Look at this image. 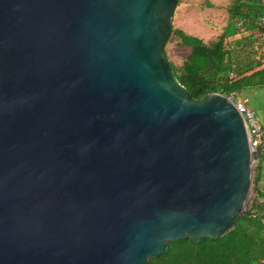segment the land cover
Masks as SVG:
<instances>
[{"label":"water","instance_id":"95a60500","mask_svg":"<svg viewBox=\"0 0 264 264\" xmlns=\"http://www.w3.org/2000/svg\"><path fill=\"white\" fill-rule=\"evenodd\" d=\"M178 0H0V264H148L247 212L261 146L166 52Z\"/></svg>","mask_w":264,"mask_h":264},{"label":"trees","instance_id":"16d2710c","mask_svg":"<svg viewBox=\"0 0 264 264\" xmlns=\"http://www.w3.org/2000/svg\"><path fill=\"white\" fill-rule=\"evenodd\" d=\"M227 10V24L215 40L206 42L179 28H173L167 40L173 34L179 45L191 48L183 64L173 67L193 99L209 93L229 95L264 87V62L258 58L256 49L262 32L259 24V17L264 14L262 0H232ZM248 32L250 36L245 35ZM253 43L256 45L249 49L247 44ZM253 190L250 208L236 217L224 236L170 241L165 253L150 258L148 264H264V202L255 183Z\"/></svg>","mask_w":264,"mask_h":264},{"label":"rangeland","instance_id":"374dc122","mask_svg":"<svg viewBox=\"0 0 264 264\" xmlns=\"http://www.w3.org/2000/svg\"><path fill=\"white\" fill-rule=\"evenodd\" d=\"M231 1L232 0H223L222 2H212L208 0H178L172 19L173 28H180L190 35L204 37L206 40L215 38L216 35L220 33L221 29H223V26L227 24V9L231 4ZM245 35L250 36V32L246 33ZM255 35L256 34L253 36ZM178 41L179 39L177 36L172 34L170 41L166 43V52L170 61H172V64L180 67L183 64L184 57H187L191 48L184 45L179 46ZM247 45L249 46V49H251V46H255L254 43ZM176 54H178L179 58L176 56ZM246 90H242L238 93V95H243ZM253 195L254 190L252 185L250 198L247 203V209L250 208Z\"/></svg>","mask_w":264,"mask_h":264},{"label":"built area","instance_id":"2783aa9c","mask_svg":"<svg viewBox=\"0 0 264 264\" xmlns=\"http://www.w3.org/2000/svg\"><path fill=\"white\" fill-rule=\"evenodd\" d=\"M262 4L264 6V0H262ZM259 24L262 27V32L257 45L259 55L258 58L264 62V14L259 17ZM226 96L234 103L236 109L245 120L249 132L250 146L252 149L257 148L259 145H263L264 129L258 113L247 104V100L245 98L238 97L236 93H231Z\"/></svg>","mask_w":264,"mask_h":264},{"label":"crops","instance_id":"0c3cea01","mask_svg":"<svg viewBox=\"0 0 264 264\" xmlns=\"http://www.w3.org/2000/svg\"><path fill=\"white\" fill-rule=\"evenodd\" d=\"M208 1H212V2L213 1H221L222 2L223 0H208ZM224 27L225 26H223V28ZM222 31H223V29H221V31L218 35H220ZM218 35H216L215 38H210V40H206L204 37H200V36H199V38H202L204 41L208 42V41L215 40ZM257 44H258V42H257ZM255 45H256V43H255ZM179 46H181V45H179ZM190 52H191V49H190ZM190 52L188 53L187 57L189 56ZM176 56L179 58L178 54H176ZM178 58H177V60H178ZM186 58L184 57V59H186ZM238 97L245 98L247 100V104L258 113V116H259L260 121L262 123V127L264 129V87L249 88L248 90H246V92L243 95H238ZM257 166H258V169L257 170L255 169V172H254L255 178H256V181L254 183L257 184V188L261 192V195L259 196L260 200L262 202H264V144L261 146L260 155H259V163Z\"/></svg>","mask_w":264,"mask_h":264}]
</instances>
